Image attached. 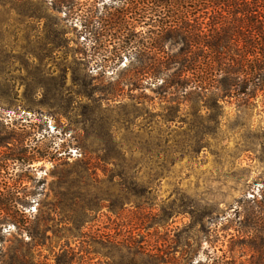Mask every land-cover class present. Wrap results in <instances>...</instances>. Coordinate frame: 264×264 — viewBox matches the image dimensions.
Here are the masks:
<instances>
[{
  "label": "rangeland",
  "instance_id": "1",
  "mask_svg": "<svg viewBox=\"0 0 264 264\" xmlns=\"http://www.w3.org/2000/svg\"><path fill=\"white\" fill-rule=\"evenodd\" d=\"M62 18L40 0H0V197L28 195L17 210L0 207V264H54L66 243L99 249L101 234L121 244L123 264L139 245L164 264L223 256L246 263L247 247L230 245L221 231L209 247L198 226L189 229L186 214L191 201L212 200L214 216L221 217L243 191L249 196L259 186L264 164L250 161V153L233 159L237 152L226 154L218 144L245 123L232 108L221 121L185 111L174 119L157 99L134 113L126 88L118 93L110 72L98 75ZM259 120L254 116L248 126ZM196 131L209 133V147L188 146L200 137ZM149 178L153 208L142 210L136 205ZM171 211L177 212L172 218ZM32 228L43 232L42 246L33 251ZM194 243L197 252H191ZM89 259L105 262L101 254Z\"/></svg>",
  "mask_w": 264,
  "mask_h": 264
},
{
  "label": "trees",
  "instance_id": "2",
  "mask_svg": "<svg viewBox=\"0 0 264 264\" xmlns=\"http://www.w3.org/2000/svg\"><path fill=\"white\" fill-rule=\"evenodd\" d=\"M40 3L48 5L56 15H63L60 21L76 33L77 42L85 48L82 54H87L88 63L98 70V75L110 72L108 79L115 77L118 93L122 91L119 87L126 88L134 113L154 99L166 102L167 117L174 119L185 111L192 117L205 113L221 121L227 108H232L234 117L245 124L231 127L232 139H219L221 150L226 154L237 152L231 156L233 159L240 153H250L252 156H247L250 161L264 164V0H40ZM125 61L127 65L121 67ZM146 90L152 96L146 95ZM108 96L115 98V93ZM254 116L260 120L255 127L248 126ZM188 127L195 128L191 123ZM198 132L200 137L189 141L188 146L209 147L205 139L209 133ZM150 177L153 181L157 174ZM151 178L142 182L143 194L136 205L139 209L153 208V199L146 190ZM258 180L259 186L249 196L243 191L221 217L214 216L218 209H214L212 200L203 201L202 206L190 200V211L186 213L190 218L188 227L198 226L209 247L213 243L210 239L221 231L229 237L230 245L238 243L252 252L246 263L223 256L208 257L203 264H264V174ZM246 187L249 190L250 185ZM27 197L6 193L0 197V207L5 211L17 210ZM176 214L171 211L169 217ZM218 218L220 221L215 222ZM165 220L157 223L163 224ZM28 235L33 240L31 251L42 246V231L32 228ZM97 238L101 239L96 243L99 249L92 251L84 242L78 249L66 243L54 264H89L90 254H101L104 264H123L121 244L110 234ZM194 245L191 252L199 250V244ZM128 256L129 264H141L143 257L149 259L148 264H164L143 245L133 248Z\"/></svg>",
  "mask_w": 264,
  "mask_h": 264
}]
</instances>
